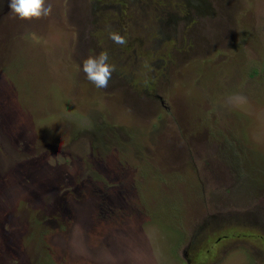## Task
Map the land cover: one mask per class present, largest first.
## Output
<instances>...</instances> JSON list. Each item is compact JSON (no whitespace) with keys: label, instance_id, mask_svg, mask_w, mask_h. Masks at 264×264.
Instances as JSON below:
<instances>
[{"label":"rangeland","instance_id":"obj_1","mask_svg":"<svg viewBox=\"0 0 264 264\" xmlns=\"http://www.w3.org/2000/svg\"><path fill=\"white\" fill-rule=\"evenodd\" d=\"M9 3L0 264H264V0Z\"/></svg>","mask_w":264,"mask_h":264},{"label":"clouds","instance_id":"obj_2","mask_svg":"<svg viewBox=\"0 0 264 264\" xmlns=\"http://www.w3.org/2000/svg\"><path fill=\"white\" fill-rule=\"evenodd\" d=\"M9 8L15 16L21 20H33L47 17L52 12V5L45 4V0H10ZM108 37L114 43L125 45L127 40L115 31L109 30ZM107 51H101L96 56H89L82 61V71L86 79L96 88H107L116 70L110 63Z\"/></svg>","mask_w":264,"mask_h":264}]
</instances>
